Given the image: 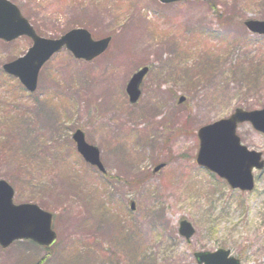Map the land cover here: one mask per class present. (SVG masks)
Masks as SVG:
<instances>
[{
	"label": "rangeland",
	"instance_id": "rangeland-1",
	"mask_svg": "<svg viewBox=\"0 0 264 264\" xmlns=\"http://www.w3.org/2000/svg\"><path fill=\"white\" fill-rule=\"evenodd\" d=\"M10 1L41 36L84 27L112 39L89 61L54 54L34 92L3 69L31 39H0V178L15 203L52 212L57 232L48 248L0 246V264H199L195 252L217 248L264 264V169L244 192L196 163L200 127L264 106V36L244 25L264 20V0ZM144 65L131 103L127 84ZM77 129L99 148L106 174L78 152ZM237 135L264 156L251 123ZM184 218L195 227L190 240L178 230Z\"/></svg>",
	"mask_w": 264,
	"mask_h": 264
},
{
	"label": "water",
	"instance_id": "water-1",
	"mask_svg": "<svg viewBox=\"0 0 264 264\" xmlns=\"http://www.w3.org/2000/svg\"><path fill=\"white\" fill-rule=\"evenodd\" d=\"M160 1L170 3L181 0ZM245 25L252 32L264 34V20L249 19L245 21ZM24 35L33 40L32 45L24 55L4 63L3 69L19 78L31 92L37 88L42 66L63 47L70 50L76 58L92 60L107 49L111 40L110 36L93 39L89 30L83 27L73 28L59 38L43 37L15 3L0 0V39L11 41ZM148 70L149 67L144 66L130 78L126 90L131 102L139 99L140 85ZM183 100L184 97H181L180 101ZM245 121H250L255 129L264 133V106L250 111L238 108L228 118L201 127L197 162L225 178L232 188L251 191L255 185L253 169H263L264 160L262 152L248 149L241 144L240 137L236 134L238 124ZM73 138L84 159L105 171L99 148L86 141L84 132L77 129ZM162 166L160 164L155 169L159 170ZM14 195L13 186L0 178V245L6 248L14 241L29 239L41 246H50L57 237L53 228V213L37 203H15ZM179 232L190 238L195 229L189 221L182 220ZM195 256L200 264H240L238 258L231 256L230 251L223 248L213 252H198Z\"/></svg>",
	"mask_w": 264,
	"mask_h": 264
}]
</instances>
